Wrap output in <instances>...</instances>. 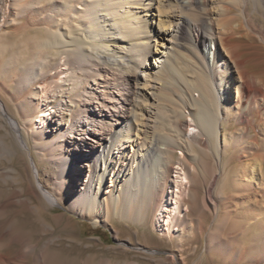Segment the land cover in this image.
<instances>
[{"label":"bare ground","instance_id":"6f19581e","mask_svg":"<svg viewBox=\"0 0 264 264\" xmlns=\"http://www.w3.org/2000/svg\"><path fill=\"white\" fill-rule=\"evenodd\" d=\"M9 1L12 24L20 21L17 15L22 9L39 11L53 2H58L59 9L54 19L49 17L48 27H37L32 31L28 28L20 31L19 27L4 30L0 23V73L16 62L33 68L37 64L43 67L47 59L35 63L29 55L30 61H25L24 52L31 55L35 52L36 56L58 53L53 56L68 57V61L76 64H85L83 62L91 58L101 65L131 67L132 71L124 74L135 73L140 77L135 99L138 110L132 112V117L116 120L122 127H116L108 142L97 145L80 142L81 147L74 148L81 152L76 158L79 174L86 178V167L92 161L95 166L89 183L83 182L80 186L84 191L73 199L72 210L91 216L95 223L111 219V216L138 223L149 218L155 231L170 233L175 225L184 224L188 218V214L185 219L181 217L191 206H187L189 203L185 198L190 195L188 181L199 173L197 163L205 156L215 157L217 164H224L225 169L219 175L225 174L226 186L245 192L244 186L250 182L242 185L244 180H241L240 171H233L234 166L230 165L243 164L241 154H236L237 146L245 141L250 129L258 128L264 121V24L259 21L264 17V0ZM198 5L200 12L196 10ZM151 40H155V44ZM63 73L56 75L57 85L62 83ZM41 85L35 96L37 102L32 101L36 111L34 128L37 124L42 125L44 113H49L50 108H45L44 101L46 106H52L51 97L44 100L51 92L52 84L41 82ZM71 86L66 92L58 89V96L69 97L71 102L79 101L76 98L80 95L78 82L75 80ZM67 101L66 108L59 110L66 114L62 124L66 125L70 120L69 127L75 132L78 119L72 114L73 103ZM4 103L0 97V117L8 120L9 128L18 131V122L9 116ZM86 111H83L84 115ZM237 125H242L241 132L230 134L228 131ZM191 126L196 130L190 129ZM77 136L73 137L83 139ZM1 142L3 145L2 139ZM178 150L181 153L177 157ZM83 151L89 154H83ZM262 158L257 165L249 167L250 175L245 172L251 177L249 179L264 177V155ZM183 163H190L191 169L187 170ZM11 176L8 171L0 172L3 195L7 191L3 189L5 186H10L13 181L20 182ZM235 176L239 184L230 182ZM22 190L20 187L16 194H21ZM10 192L8 190L6 201L0 203V264H114L98 255L79 261L60 256V251L75 248L76 241L66 246L60 235L54 233V236L44 237L48 228L43 220L45 211L51 210L57 198L43 185L33 186L31 196L20 199L37 215L34 229L19 230L13 222L1 221L8 214L12 195H15ZM191 200H196L194 195ZM211 201L216 205L213 199ZM52 219L56 222L57 217ZM259 227L264 228V220ZM52 230L55 232L54 226H51ZM262 262L264 264V259Z\"/></svg>","mask_w":264,"mask_h":264},{"label":"rangeland","instance_id":"374dc122","mask_svg":"<svg viewBox=\"0 0 264 264\" xmlns=\"http://www.w3.org/2000/svg\"><path fill=\"white\" fill-rule=\"evenodd\" d=\"M23 3L26 4V2ZM58 7V2H53L41 7L39 11L34 8L26 9V11L22 9L23 11L20 10L19 16L17 15L20 23L12 24L9 18L10 9H12L11 2L1 0L0 23L4 26V30L9 31L15 27H19L20 31H27V28L31 30L37 27H48L46 24L51 21L49 17L54 19ZM198 7L199 5L196 10L200 12ZM194 11L190 12L193 14ZM259 21L264 24V17H260ZM21 27L22 29H20ZM151 41L154 44L156 42L155 40ZM207 52L209 54V50ZM23 54L25 61H30V58L35 63L46 59L47 61L43 67L35 64V68L29 67V64L16 62L14 65L7 66L4 73H0V97L7 105L9 116L13 120L15 119L16 123L18 122L19 129L17 131L11 126L9 128L8 120L0 117V172L8 171V174L12 175L11 177L20 179L19 183L13 181L10 186H5L7 188L4 187L3 189L7 191L4 192V195L3 190L0 191L2 195L0 196V203L6 201L5 197L8 190L15 194L12 195L13 201L8 206V214L1 221L13 222L19 230L34 229L33 223H36L37 215L30 210L29 204L27 205L21 200L31 196L33 186L43 185L47 190L52 191L57 198L56 203L51 205V210L45 211L43 220L48 228L44 225L47 228L44 237L46 235L47 238L54 236V233L60 235L61 241L66 246L72 244L73 240L76 241L75 248L72 250L60 251L62 258L72 257L79 261L91 255H98L108 262H114V264H243V262L244 264H263L264 228L259 227V225L264 220V177L261 175L260 180L249 179L251 178L249 167L252 164L257 165V162L259 163L263 159L264 126L262 125H264V121L258 128L255 126V128L250 129L245 141L237 146L236 154H241L243 164L239 165L241 162L238 164L230 163V166H234L233 171H240L241 180H244H242V185L250 182L251 186H244L246 189L244 193H240L232 186L230 188V185L226 186L223 179L225 174L223 177L219 175L225 169L224 164H220V166L217 164V158L205 156L201 162L197 163L200 167L199 173H196L188 181L190 195L185 196V198L186 203H189L187 206H191L181 216L185 219V215L188 214V218L184 224L175 225L170 233L155 231L149 218L145 222L138 223L130 219L120 220L111 216V219L95 223L91 216L77 214L71 209L73 199L78 198L80 193L84 191L80 190V186L83 182L89 183L91 171H94L93 167L95 166L94 161H92L86 167V178H84V174H79L76 158L81 152L74 148L81 147L80 142H84L85 145L108 142L116 127L118 129L122 127L116 123V120H126L132 117V112L138 110L135 99L137 81L140 80V77L136 76L135 73H131L130 76L124 74L126 71H132L131 67L101 65L91 58L83 62L85 64H76L73 61H68V57L60 59L53 56V54L57 55L58 53H49L48 55L40 53L37 56L31 55L29 52ZM50 55L51 57L48 58ZM38 57L40 58L38 59ZM64 62L66 63L64 64ZM61 72H64L61 75L63 80L57 85L55 83L56 75ZM13 78L14 80H12ZM75 80L79 85L77 90L80 95L76 97L80 99L79 101L76 99L75 102H71L69 97L58 96L61 90L69 91L68 87H72L71 85ZM41 82L52 84V90L44 97V100L51 97L49 100L52 101L49 102H52L51 105L55 107L46 106L44 101L45 108H50L49 113H44V123L42 125L37 124L34 128L33 122L36 111L34 110L35 103L32 101L37 102L35 96H37L38 89L42 88ZM52 91H56L54 95ZM67 100H70L69 103H73L72 114L78 119L75 132L69 127L71 125L70 120L68 124H62L66 114L60 113L59 110L66 108ZM96 108L100 113L95 110ZM83 111H86L87 114L84 115ZM63 126L64 128L61 130ZM241 127L242 125H237L228 132L239 134ZM190 129H193V126ZM5 134L7 135L5 136ZM74 135H80L83 139L79 140L73 137ZM251 139L254 143L251 142ZM21 140L25 142L26 146ZM86 152L83 151V154ZM180 153L181 151L178 150L176 156L178 157ZM183 164L187 170L191 169L190 163ZM75 175L77 176V184L73 190L72 183ZM236 178V176L231 177L230 182L239 184ZM211 183H214L213 186ZM20 187L23 188L21 194H16ZM252 191L253 193H251ZM193 195L196 200H191ZM211 199L215 201L217 206L212 204ZM53 216L57 217L56 222L52 219ZM51 226L55 227V232L51 231ZM241 232L242 234H240Z\"/></svg>","mask_w":264,"mask_h":264}]
</instances>
